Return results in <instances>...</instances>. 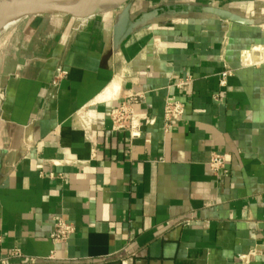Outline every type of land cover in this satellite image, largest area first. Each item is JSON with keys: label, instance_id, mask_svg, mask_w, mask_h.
<instances>
[{"label": "crops", "instance_id": "obj_1", "mask_svg": "<svg viewBox=\"0 0 264 264\" xmlns=\"http://www.w3.org/2000/svg\"><path fill=\"white\" fill-rule=\"evenodd\" d=\"M121 10L24 17L3 42L0 255L19 247L41 264H264V0H134L133 20L158 15L112 52ZM58 67L68 75L55 89ZM188 77L192 86L179 88ZM135 93L146 97L136 111L155 121L131 138L110 113ZM172 95L186 111L166 130ZM212 152L225 155L226 172H212ZM57 216L76 230L54 246Z\"/></svg>", "mask_w": 264, "mask_h": 264}, {"label": "built area", "instance_id": "obj_2", "mask_svg": "<svg viewBox=\"0 0 264 264\" xmlns=\"http://www.w3.org/2000/svg\"><path fill=\"white\" fill-rule=\"evenodd\" d=\"M233 71L227 69L222 73L221 85L225 86L227 78L232 75ZM68 71L63 67H58L55 71L54 78L51 82V87L58 89L61 82L67 77ZM192 78L188 77L180 80L177 86L181 89L192 86ZM49 97L54 98L56 94L53 91L49 92ZM145 95L143 93H135L131 96L129 102H122L111 110L110 118L113 122L115 131L128 130L131 138H138L142 136L145 125L152 124L155 120L150 118L147 114L136 111L137 104L145 102ZM215 100H222L220 92L214 95ZM186 108L183 101L178 96L172 95L166 99L164 121L166 130H168L174 122H178L185 114ZM86 127L89 129L92 119L83 120ZM208 165L214 174H219L221 171L226 172V157L219 152H212ZM51 176H54L52 173ZM54 228L51 233V240L54 246L66 242L75 232V225L62 217L53 218ZM1 243V238H0ZM256 252H252L251 256H256ZM48 260L56 259V251L53 250ZM43 258L37 256H30L23 252L19 247L12 248L5 256L0 255V264H41Z\"/></svg>", "mask_w": 264, "mask_h": 264}, {"label": "water", "instance_id": "obj_3", "mask_svg": "<svg viewBox=\"0 0 264 264\" xmlns=\"http://www.w3.org/2000/svg\"><path fill=\"white\" fill-rule=\"evenodd\" d=\"M133 2L134 0H0V14L9 10L15 21L35 15H66L87 19L122 9L113 33L112 52H114L145 20L158 15V11L155 10L153 13L144 14L137 20H133L131 16ZM202 10L221 19L242 22L238 16L226 10L212 7Z\"/></svg>", "mask_w": 264, "mask_h": 264}, {"label": "bare ground", "instance_id": "obj_4", "mask_svg": "<svg viewBox=\"0 0 264 264\" xmlns=\"http://www.w3.org/2000/svg\"><path fill=\"white\" fill-rule=\"evenodd\" d=\"M16 22L17 21L12 19V12H10L9 10L1 12L0 14V37L3 35V33L6 32V30L10 29V27H12ZM118 88H119V83L115 82L112 86V89L115 91H118ZM111 91L112 90H110V92ZM107 92H109V90Z\"/></svg>", "mask_w": 264, "mask_h": 264}, {"label": "rangeland", "instance_id": "obj_5", "mask_svg": "<svg viewBox=\"0 0 264 264\" xmlns=\"http://www.w3.org/2000/svg\"><path fill=\"white\" fill-rule=\"evenodd\" d=\"M119 10V9H118ZM15 25H13L12 27H10V29L6 30L5 33H3V35L0 37V54L2 52V49H3V42L4 40L6 39V37L9 35L10 31H11V28H13ZM1 152V150H0Z\"/></svg>", "mask_w": 264, "mask_h": 264}]
</instances>
